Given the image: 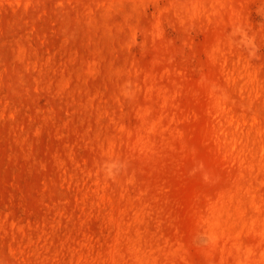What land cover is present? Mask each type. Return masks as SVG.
<instances>
[{
	"label": "rangeland",
	"instance_id": "1",
	"mask_svg": "<svg viewBox=\"0 0 264 264\" xmlns=\"http://www.w3.org/2000/svg\"><path fill=\"white\" fill-rule=\"evenodd\" d=\"M0 264H264V0H0Z\"/></svg>",
	"mask_w": 264,
	"mask_h": 264
}]
</instances>
